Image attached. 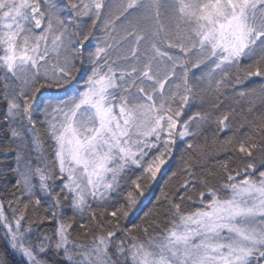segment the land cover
I'll return each instance as SVG.
<instances>
[{
    "label": "snow or ice",
    "instance_id": "snow-or-ice-1",
    "mask_svg": "<svg viewBox=\"0 0 264 264\" xmlns=\"http://www.w3.org/2000/svg\"><path fill=\"white\" fill-rule=\"evenodd\" d=\"M0 264H264V0H0Z\"/></svg>",
    "mask_w": 264,
    "mask_h": 264
}]
</instances>
